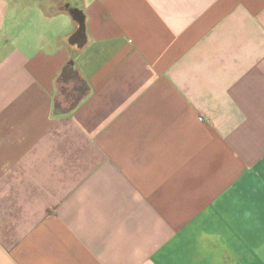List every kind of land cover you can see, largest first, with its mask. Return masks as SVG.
I'll return each instance as SVG.
<instances>
[{
  "label": "crops",
  "instance_id": "crops-1",
  "mask_svg": "<svg viewBox=\"0 0 264 264\" xmlns=\"http://www.w3.org/2000/svg\"><path fill=\"white\" fill-rule=\"evenodd\" d=\"M0 264H264V0H0Z\"/></svg>",
  "mask_w": 264,
  "mask_h": 264
},
{
  "label": "trees",
  "instance_id": "trees-1",
  "mask_svg": "<svg viewBox=\"0 0 264 264\" xmlns=\"http://www.w3.org/2000/svg\"><path fill=\"white\" fill-rule=\"evenodd\" d=\"M64 84H72L73 89L75 91V93L71 95L72 98L70 99L71 103L69 106L70 109H73L88 93V88L85 86L84 82H82V80L79 78L77 72L71 66L68 65L63 68L60 76L57 79V86L60 91L62 89V85Z\"/></svg>",
  "mask_w": 264,
  "mask_h": 264
},
{
  "label": "water",
  "instance_id": "water-1",
  "mask_svg": "<svg viewBox=\"0 0 264 264\" xmlns=\"http://www.w3.org/2000/svg\"><path fill=\"white\" fill-rule=\"evenodd\" d=\"M70 14L74 16L75 14H78V10L70 9ZM78 25H79V32H82L84 30L83 21L82 20L78 21Z\"/></svg>",
  "mask_w": 264,
  "mask_h": 264
}]
</instances>
